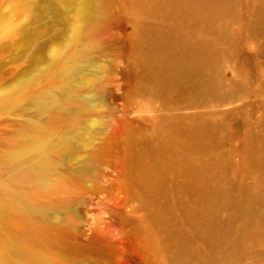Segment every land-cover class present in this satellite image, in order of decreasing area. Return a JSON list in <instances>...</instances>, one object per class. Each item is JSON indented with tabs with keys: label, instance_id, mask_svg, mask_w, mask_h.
<instances>
[{
	"label": "rangeland",
	"instance_id": "rangeland-1",
	"mask_svg": "<svg viewBox=\"0 0 264 264\" xmlns=\"http://www.w3.org/2000/svg\"><path fill=\"white\" fill-rule=\"evenodd\" d=\"M136 9V0H0V156L29 150L22 131L37 121L46 159L41 181L12 183L0 158V190L20 195L0 205V260L179 264L182 250L185 264H264V0H238L219 94L207 97L153 85L137 25L169 21ZM159 137L173 163L150 157ZM179 160L222 188L213 214L211 186L192 185Z\"/></svg>",
	"mask_w": 264,
	"mask_h": 264
},
{
	"label": "bare ground",
	"instance_id": "bare-ground-1",
	"mask_svg": "<svg viewBox=\"0 0 264 264\" xmlns=\"http://www.w3.org/2000/svg\"><path fill=\"white\" fill-rule=\"evenodd\" d=\"M136 1V17H140L142 12L158 13L169 21L167 25L163 23L146 25L140 22L137 25V38L146 46V50L142 53V62L149 71L153 85L173 89L189 84L194 94L199 97L218 95L220 83L215 77V71L218 64L226 57L227 48L233 44L235 38L230 25L231 21L237 18L238 0ZM222 44L226 47L221 46ZM36 104L41 110L48 102L43 98L37 100ZM42 128L40 122L33 121L22 131L24 144L31 150L9 152L0 156V158H8L15 170L10 179L12 183L26 179L39 182L43 179L45 147L40 138ZM194 130L198 137L207 136V128L203 123H198ZM150 147L149 155L155 161L174 162V156L167 151L163 137L152 139ZM138 151L144 153L142 144ZM177 167L190 174L192 185L200 188L211 186L208 206L209 213L213 214L214 203L223 195L222 188L208 180L199 166L179 160ZM19 196L16 190L5 186L0 190V205H11ZM258 223V215L253 209L250 211L249 224L253 226ZM213 229L214 227L211 228ZM14 250L21 255L30 254L22 244L16 245ZM189 254L181 250L178 263L185 264ZM0 264L15 263L10 259H3L0 260Z\"/></svg>",
	"mask_w": 264,
	"mask_h": 264
}]
</instances>
